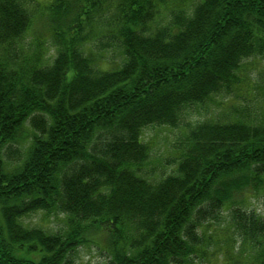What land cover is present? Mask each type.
Returning a JSON list of instances; mask_svg holds the SVG:
<instances>
[{"label":"trees","instance_id":"trees-1","mask_svg":"<svg viewBox=\"0 0 264 264\" xmlns=\"http://www.w3.org/2000/svg\"><path fill=\"white\" fill-rule=\"evenodd\" d=\"M48 1L51 57L33 0H0V264H77L81 247L105 264H186L227 204L261 246L264 215L232 205L228 177L264 181V121L181 118L264 55V0ZM152 125L186 128L157 178L140 138ZM37 211L64 228L24 226ZM262 246L248 264H264Z\"/></svg>","mask_w":264,"mask_h":264},{"label":"rangeland","instance_id":"rangeland-1","mask_svg":"<svg viewBox=\"0 0 264 264\" xmlns=\"http://www.w3.org/2000/svg\"><path fill=\"white\" fill-rule=\"evenodd\" d=\"M48 0H33V28L43 37L44 54L53 55L52 41L44 27L45 7ZM165 6L160 5V17L166 18ZM31 34V33H30ZM46 62V61H45ZM242 81L229 93L211 95L203 103L183 109L182 123L214 122H246L258 124L264 121V55L256 54L245 59L241 65ZM186 128L178 126H146L140 131V138L148 145L149 158L146 169L154 178L172 173L176 158L181 154V141ZM231 178V179H230ZM230 180H238L232 189L231 203L239 206L242 211H256L264 215V181H254L248 173L229 176ZM227 204L223 207L219 219L200 227L203 233L201 250L198 255L191 256L186 264H248L251 257L263 248L255 239H249L234 227L231 221L233 207ZM21 222L26 227L40 228L47 233H55L64 228V218L61 213L32 212L22 217ZM77 264H105V258L94 248L81 247L76 254ZM235 262V263H234Z\"/></svg>","mask_w":264,"mask_h":264}]
</instances>
